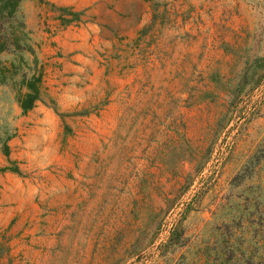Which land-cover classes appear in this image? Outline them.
<instances>
[{
  "label": "rangeland",
  "instance_id": "obj_1",
  "mask_svg": "<svg viewBox=\"0 0 264 264\" xmlns=\"http://www.w3.org/2000/svg\"><path fill=\"white\" fill-rule=\"evenodd\" d=\"M18 9L28 50L0 52V264H197L221 231L264 229V0Z\"/></svg>",
  "mask_w": 264,
  "mask_h": 264
},
{
  "label": "trees",
  "instance_id": "obj_2",
  "mask_svg": "<svg viewBox=\"0 0 264 264\" xmlns=\"http://www.w3.org/2000/svg\"><path fill=\"white\" fill-rule=\"evenodd\" d=\"M19 1L0 0V52L28 50L26 41L19 42L28 33L18 9ZM253 63L254 66L264 65V56L254 58ZM5 70L1 66L0 71ZM41 82L40 67H33L31 71L24 69L19 74L14 98L22 111L38 99ZM220 234L217 244L205 245L199 251L201 259L197 264H264V229H225Z\"/></svg>",
  "mask_w": 264,
  "mask_h": 264
}]
</instances>
